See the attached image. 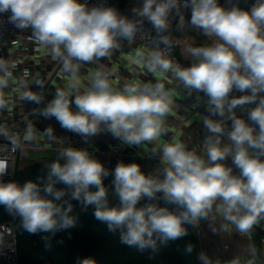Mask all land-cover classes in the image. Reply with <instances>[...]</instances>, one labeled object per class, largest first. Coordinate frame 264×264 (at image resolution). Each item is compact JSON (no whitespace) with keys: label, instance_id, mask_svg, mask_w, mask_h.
I'll list each match as a JSON object with an SVG mask.
<instances>
[{"label":"clouds","instance_id":"obj_1","mask_svg":"<svg viewBox=\"0 0 264 264\" xmlns=\"http://www.w3.org/2000/svg\"><path fill=\"white\" fill-rule=\"evenodd\" d=\"M182 10L190 11L191 27L216 41L187 47L192 57L187 67L167 53L170 18L178 16L182 30ZM0 16L16 29H30L70 77L68 89H57L50 100L21 81V99L42 105L35 115L54 118L84 143L110 133L123 144L140 147L164 133V121L175 106L174 93L164 83H130L118 89L110 73L98 69L85 90L79 87L82 65L110 58L122 42L142 32L145 23L155 33L151 50L137 49L133 61L154 74L171 73L189 95L202 94L208 113L201 116L208 133L204 154L180 141L164 143L152 153L163 165L158 175L144 172L136 162L121 161L110 169L74 147L62 149L45 163L42 175L23 183L4 181L7 165L0 161V207L18 217L30 235L43 234L46 249L58 232L78 226L76 204L81 211L92 208L93 218L118 234L122 244L149 258L214 214L242 235L264 222V0H255L248 9L220 0H140L130 14L106 0L92 6L88 0H0ZM10 78L9 66L0 62V111L8 107L3 90ZM53 131L44 130L48 135ZM0 134L7 135L2 129ZM183 251L191 255L194 247L187 244ZM256 257L257 250L249 247L248 258L237 256L230 264H256ZM197 259L215 264L204 252ZM75 264L96 261L77 257Z\"/></svg>","mask_w":264,"mask_h":264},{"label":"crops","instance_id":"obj_2","mask_svg":"<svg viewBox=\"0 0 264 264\" xmlns=\"http://www.w3.org/2000/svg\"><path fill=\"white\" fill-rule=\"evenodd\" d=\"M237 2V0H220V3L225 4L226 6H231V4H236ZM189 18L190 17L184 18L185 26L182 30L178 29L179 19L177 16L174 14L170 18L169 35L174 36L180 42L181 46L179 51L184 61H189L192 59V57L186 51L187 47L211 46L216 42L215 38H209L205 36L201 30L191 27L188 24ZM133 48L148 52L147 49L142 48L139 45L132 44L130 41H124L122 42L121 49L113 53L112 56L114 59L112 61L111 56V58H102V60L99 62L84 64L80 68L79 77L84 76V70L90 66V72H95L98 69L111 72L112 75L114 74L116 76L115 82L122 84L123 86L130 83H156L153 82L149 76H145L141 72H135L131 67L129 69V67H126L121 63V57L118 55L123 53L125 49ZM15 58L18 61V65L16 68L14 67L15 69H12L9 85L3 91L8 90L9 88L13 91V89H15L14 82L23 81L25 78L24 74L27 71H32V76L28 78L30 84L33 86L37 85V82L40 80V73L49 71L50 69H55L59 63L46 49H44L42 46H40L39 49H36L34 44L25 46L22 49H18L15 54ZM115 59L118 61H115ZM123 63L125 64V61H123ZM62 74L64 76L63 78L69 77V75L65 72H62ZM63 78L62 80H64ZM83 81H85V79ZM159 82L164 83L165 87L174 93L175 101L173 111L164 121L165 131L161 137L154 143H148L151 144V146L148 148L147 143L141 145L140 147L128 146L114 138L110 133H101L93 137L89 143L91 154L95 158L108 161L111 154H114L112 151L120 152L121 149L122 151L127 152L130 147L132 149L135 148V153L120 154V156H123L125 159L118 161L125 163L136 162L141 165V168L144 172L158 175L160 171L152 168L148 162V160H151L154 157H150L147 155V153L153 151L154 148H159L162 144H164L162 137H166L168 143L174 142V138L180 130L179 127L175 128V125L185 126L184 130L180 131V142L186 144L189 150L195 151L201 155L204 154V141L208 133L203 127L201 120V116L206 115H202V96L196 93L189 95L188 92L179 84V81H176L174 78H172L171 73L163 74L162 79H159ZM69 83L70 82H59L55 88L51 86L50 90H67ZM44 84H46V82ZM88 84L89 82H80V90H85L88 87ZM113 86L116 88L119 87L117 84H113ZM10 106H13L12 101ZM49 127L54 130L52 134L66 131L60 127L56 120L51 125H49ZM222 139L223 143H227L225 138ZM47 143L48 142H46L44 145L40 143L39 145L27 146L25 149L23 148L20 155L21 162L24 161L26 154L38 155L39 152L44 151L52 155H59L60 151L63 149V146L59 142H55L58 145V148H48L46 147ZM226 163L231 165V160L229 159L226 161ZM202 226V240L199 242V253H207V255L215 261V264H230L233 258L237 256L245 259L248 258V249L251 246L249 242L245 238H242L239 232L236 231L234 225L223 220V218L219 215L214 214L210 220H204L202 222ZM212 228L216 229V233H213Z\"/></svg>","mask_w":264,"mask_h":264},{"label":"water","instance_id":"obj_3","mask_svg":"<svg viewBox=\"0 0 264 264\" xmlns=\"http://www.w3.org/2000/svg\"><path fill=\"white\" fill-rule=\"evenodd\" d=\"M136 50L137 49L135 48L125 49L123 53H120L118 56L121 57V63L126 67H129V69L131 67L135 72H141L143 75L149 76L153 82L162 79L163 74H154L144 64L135 63L133 61ZM113 59L112 56L111 61ZM115 61L118 60L115 59ZM123 61H125V64ZM90 70V66L84 70V76L79 77V82H89L90 74L94 73L92 71L90 72ZM62 72L64 71L61 63H58L53 70L50 69L49 71L41 72L39 82L40 84L46 82L43 87H39L38 84L34 86L30 84L28 78L32 76V71L28 72V75L25 76L23 81L27 82L33 91L42 93L46 100H50L53 98V95L57 90H50L51 86L55 88L59 82H70L69 77L63 78L64 76ZM109 73L111 82L117 84V86H119L118 88H122V84L115 82L116 76L114 74L112 75L111 72ZM62 78L64 80H62ZM84 79L85 81H83ZM23 90L24 89L20 86L19 88L14 89L12 93L13 105L17 100L21 99ZM21 104H23L24 110H22L18 116L12 114V122H17L16 129L21 132L19 142L20 147L15 161L13 175L3 179L4 181H17L19 183H23L30 179L35 180L45 171V163L51 162L59 156L52 155L31 163H21L20 155L21 150L24 148L23 143L26 132H39V134H41L42 131L55 121L54 118L45 119L34 114V110L39 111L41 105L38 106L23 99H21ZM30 107H32L31 110ZM13 108L14 106H8L6 109H10L12 112ZM0 125H2V122H0ZM174 127H179L180 129L174 138V142L180 141V131L184 130L185 126L175 125ZM162 138L164 143H168L166 137ZM147 145L148 148L151 146V144L148 143ZM46 147L58 148V145L55 142H49ZM135 152V148L132 149L131 147L127 152H124L121 149L120 152L112 151L114 154H111L108 161H100L105 167L113 169L116 164L120 162L118 160L125 159L123 156H120V154H132ZM152 153L153 151L147 153V155L153 157ZM148 162L152 168H155L158 171L163 167L162 163L157 158L148 160ZM110 180L111 177H109L105 183H110ZM110 200L112 204L117 203V199L114 196H110ZM75 211L79 215L78 226L69 231L58 232L51 240V248L48 250L45 248L44 241L41 239V235L43 234L30 235L20 226L18 217L10 215L3 207H0V223L9 222L13 225L15 230L17 250V262L15 264H75L77 257H92L95 259L96 264H200L197 255L199 254V242L202 240L201 231L203 229L202 222L204 220L200 222L198 227L189 228V234L187 236L175 242H171L167 247L162 248L154 257L149 258L147 253L141 254L136 249L122 244L118 234L109 232L103 223L93 218L92 208H89L87 211H81L79 204H76ZM187 244H192L194 247V251L191 255L184 254L183 250Z\"/></svg>","mask_w":264,"mask_h":264},{"label":"built area","instance_id":"obj_4","mask_svg":"<svg viewBox=\"0 0 264 264\" xmlns=\"http://www.w3.org/2000/svg\"><path fill=\"white\" fill-rule=\"evenodd\" d=\"M97 2L98 0H88L89 6H92ZM106 3L110 6L118 8L123 13L130 14V10L134 7H137L140 3V0H106ZM182 15L184 18L190 17V11L182 10ZM177 18L179 19L178 16ZM154 35L155 33L152 30L151 25L145 23L143 31L139 33L133 41L130 42L150 51L151 42L154 38ZM170 37L172 42L171 47L167 49L169 57L174 63H178L184 67L189 66L192 62V59L189 61H184L179 51L181 46L180 42L174 36L170 35ZM29 44H34L36 49H39L40 47V45L32 37L30 29L23 31L16 29L12 24L8 23L6 16H0V62H3L9 66L11 75L12 69L18 65V61L15 58L16 52L18 49H22ZM12 65H14V67H12ZM28 72L29 71H27L24 76H27ZM200 95L202 96V94ZM250 107H254V105ZM202 108V115H207V109L203 103V100ZM31 109L32 107H30V110ZM16 125L17 122H12L8 126L0 125V129L7 133V135L0 134V161L5 162L7 165V175L2 177V179L11 177L14 172V165L20 147L19 142L21 134L20 130L16 129ZM226 126L230 127V123ZM52 139L55 140V142H59L63 146V149L67 147L82 148L91 154L89 143L92 138L89 139V142L84 143L79 135L64 131L62 133H53ZM13 140L16 141L15 144H13ZM253 228H259L262 232L260 237L261 253L260 256L257 255L255 258L256 264H264V222H261ZM240 235L245 236L250 246L255 248L252 231L250 234ZM16 262L17 250L14 227L9 222H2L0 223V264H15Z\"/></svg>","mask_w":264,"mask_h":264},{"label":"rangeland","instance_id":"obj_5","mask_svg":"<svg viewBox=\"0 0 264 264\" xmlns=\"http://www.w3.org/2000/svg\"><path fill=\"white\" fill-rule=\"evenodd\" d=\"M29 45H31V44H29ZM29 45H27V46H29ZM19 86H20V82H14V88L15 89L19 88ZM13 91H14V89H13ZM13 91L10 90V88L6 91H3L4 97L8 100V106H10V104H11ZM13 106H14V108H13L12 112L10 109H5V110H3V112L0 111V122H2V125H4V126L10 125L12 123V114L18 116V114L21 113L22 110H24L23 104H21V99L17 100ZM46 142H48V143L49 142H55V140L52 139V134L48 135L44 131H42L41 134H39V132L34 133L31 131H28L25 134L23 146L25 149L27 146L39 145L40 143L42 145H44ZM44 156L48 157V156H52V154H49V153L43 151V152H39L38 155L26 154L25 158L28 157V158L37 159L39 157H44ZM241 237L246 239L245 236H241Z\"/></svg>","mask_w":264,"mask_h":264},{"label":"trees","instance_id":"obj_6","mask_svg":"<svg viewBox=\"0 0 264 264\" xmlns=\"http://www.w3.org/2000/svg\"><path fill=\"white\" fill-rule=\"evenodd\" d=\"M237 1L238 2L236 4H238V6L243 9H248L255 2V0H237ZM233 95H239V93H235ZM41 158H45V157H39L37 159L27 157L21 163L27 164V163H31L33 161L39 160ZM252 233L254 236V244H255V249L257 250V255L260 256V253H261L260 237H261L262 232L259 228H253Z\"/></svg>","mask_w":264,"mask_h":264}]
</instances>
